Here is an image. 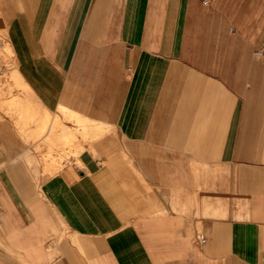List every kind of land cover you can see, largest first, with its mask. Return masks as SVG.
<instances>
[{
    "label": "crops",
    "instance_id": "crops-1",
    "mask_svg": "<svg viewBox=\"0 0 264 264\" xmlns=\"http://www.w3.org/2000/svg\"><path fill=\"white\" fill-rule=\"evenodd\" d=\"M0 35V264H264V0H0Z\"/></svg>",
    "mask_w": 264,
    "mask_h": 264
},
{
    "label": "rangeland",
    "instance_id": "rangeland-1",
    "mask_svg": "<svg viewBox=\"0 0 264 264\" xmlns=\"http://www.w3.org/2000/svg\"><path fill=\"white\" fill-rule=\"evenodd\" d=\"M0 40H2V37L0 35ZM8 50L6 47V44H3L2 47L0 45V63L1 64H6V56H8ZM6 66V65H5ZM6 77H8L9 79L13 80L14 83V87H16L18 84L16 82L15 76L12 73V71H9L8 73H1L0 72V115H2L3 117L6 116L8 114L9 118H10V122L15 123L16 126V130L17 132H19L20 134H22V131H24V129L22 128V122H25L24 124H28L27 122V116H25V114L27 115L28 111L27 110H21V105H16V103L13 101V97L12 95L8 96L5 94V92L7 93V82L6 81ZM11 85L8 84V89H11ZM18 87H20L18 85ZM2 117L0 116V119ZM59 128V126H57L56 124H54L51 127V134L55 133V131ZM27 129V128H26ZM26 129H25V133H26ZM44 130V128H42ZM79 133L82 134V136L86 137L87 136V132L85 129L81 130ZM28 133H26L27 135ZM40 133L37 134H33L31 135L30 139L32 140H37L38 138H40ZM0 200L2 202V198L0 197Z\"/></svg>",
    "mask_w": 264,
    "mask_h": 264
},
{
    "label": "built area",
    "instance_id": "built-area-1",
    "mask_svg": "<svg viewBox=\"0 0 264 264\" xmlns=\"http://www.w3.org/2000/svg\"><path fill=\"white\" fill-rule=\"evenodd\" d=\"M209 1L210 0H203L204 3H208ZM255 53H259V51H256ZM2 208H3V203L0 200V222H1ZM196 236L199 238L200 242H202V243L205 242L206 238L202 233H197Z\"/></svg>",
    "mask_w": 264,
    "mask_h": 264
}]
</instances>
